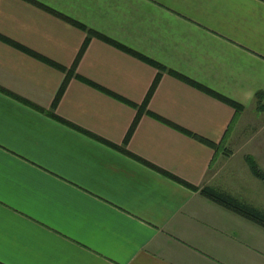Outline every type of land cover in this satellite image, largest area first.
Instances as JSON below:
<instances>
[{"label":"crops","instance_id":"obj_1","mask_svg":"<svg viewBox=\"0 0 264 264\" xmlns=\"http://www.w3.org/2000/svg\"><path fill=\"white\" fill-rule=\"evenodd\" d=\"M75 23L164 66L149 110L221 149L148 114L127 140L138 110L108 92L142 105L159 70L100 36L76 64ZM0 36V264H264V227L163 173L264 211L232 150L264 95V0H0ZM33 54L76 65L59 101Z\"/></svg>","mask_w":264,"mask_h":264},{"label":"trees","instance_id":"obj_2","mask_svg":"<svg viewBox=\"0 0 264 264\" xmlns=\"http://www.w3.org/2000/svg\"><path fill=\"white\" fill-rule=\"evenodd\" d=\"M45 9L48 10L49 12L57 15V13L54 12L53 10H51L50 8L45 7ZM75 24H77L83 30H86L88 32L87 40H86L85 44L83 45V47H82V49L80 51V54L78 56V60L76 62V64H77L79 59L84 54V52H85V50H86V48H87V46L89 44L90 39L93 36H100V35L98 33L94 32V31H92V30L87 29L82 24H79V23H75ZM100 37L105 39V40H107L108 42L114 44L115 46L121 48L122 50H124V51H126L128 53L133 54L135 56H138V57L144 59L146 62L156 66L158 68V70H159L158 76H157L156 80L154 81V83H153V85H152V87H151V89H150V91H149V93L147 95V98H146L145 102L142 105H138L136 103L130 102V101H128V100H126V99H124V98H122V97H120V96H118V95H116V94H114L112 92H108L110 95L116 97L117 99L129 104L130 106H132V107H134V108H136L138 110V116L135 119V121H134V123H133V125H132V127L130 129V132L128 134L127 140L129 139V137L132 135L133 131L135 130V128H136V126H137V124H138V122L140 120V117L142 115H144V114H148V115H150V116H152L154 118H157L159 120L164 121L165 123H167V124L171 125L172 127L178 129L179 131L183 132L184 134L200 140L201 142H203V143L211 146L212 148H214L216 151H219L221 149V145H218V144H216V143H214L212 141H209V140H207V139H205V138H203V137H201L199 135H196V134H194V133H192V132H190V131L182 128V127L174 125L173 123H170V122L162 119L161 117H159L158 115L154 114L153 112H151L149 110V108H148L149 100H150L151 96L153 95V93H154V91H155V89H156V87H157V85H158V83H159V81H160V79L162 77L163 72L166 71V68L164 66H162V65H160V64H158L156 62H153L151 60H148V59H146L143 56H140L138 54L132 53V51H130V49L122 47V46L118 45L117 43L104 38L103 36H100ZM33 55L35 57L41 59V60H44L45 62L51 64L54 67H57V68L61 69L62 71H64L66 73V81H65L64 85L62 86L60 92L58 93L56 102L59 101L61 99L66 87H67V84H68L69 80L71 78H73V77L80 78L77 75L76 65L73 68L68 69V68H65V67H63V66H61V65H59V64H57V63H55L53 61L44 59L43 57H41L39 55H35V54H33ZM176 76L180 77L183 80H185L186 82H188L189 84L193 85L194 87H196V88H198V89H200V90H202V91H204V92L216 97L217 99L221 100L222 102H224L226 104H229L230 106H232L236 110V115L237 114L239 115L244 110V106L241 105L240 103H237V102H235V101H233V100H231V99H229V98H227V97H225L223 95H220V94H218V93H216V92H214V91H212V90H210V89H208V88H206V87H204V86H202V85H200L198 83L193 82L192 80L184 78V77H182L180 75H176ZM262 96H264L262 93H258V95H257V98H258L257 104H258V109L260 111H264V101H262V99H261ZM246 160H247V162H248V164H249V166L251 168V171L254 174V176L257 177L258 179H260L264 183V171L260 168V166L256 162L255 158L252 157V156L247 155L246 156ZM163 173L165 175L169 176L170 178L178 181L179 183H181V184H183V185H185V186H187V187H189V188H191L193 190L200 191V193L202 195H204L207 198L213 200L214 202L218 203L219 205H221V206H223V207H225V208H227V209H229V210H231L233 212H236V213L240 214L241 216H243V217H245V218H247V219H249L251 221H254L255 223H257L260 226L264 227V211L259 210L258 208H256V207H254V206H252L250 204H247V203L237 199L233 195H231V194H229L227 192L220 191V190H218V189H216L214 187L205 186L203 188H199V187H196L194 185H191L188 182H185L184 180L179 179L178 177H176V176H174L172 174H169V173H166V172H163Z\"/></svg>","mask_w":264,"mask_h":264},{"label":"rangeland","instance_id":"obj_3","mask_svg":"<svg viewBox=\"0 0 264 264\" xmlns=\"http://www.w3.org/2000/svg\"><path fill=\"white\" fill-rule=\"evenodd\" d=\"M243 120L239 123L232 150L237 152L236 159H242V155L254 157L257 163L263 164L258 165L264 171V111H260L257 104V110L250 112Z\"/></svg>","mask_w":264,"mask_h":264},{"label":"snow or ice","instance_id":"obj_4","mask_svg":"<svg viewBox=\"0 0 264 264\" xmlns=\"http://www.w3.org/2000/svg\"><path fill=\"white\" fill-rule=\"evenodd\" d=\"M0 159H2V158H0Z\"/></svg>","mask_w":264,"mask_h":264}]
</instances>
